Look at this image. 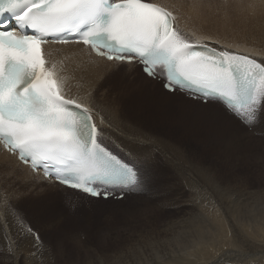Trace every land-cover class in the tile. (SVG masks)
<instances>
[{"label":"snow or ice","instance_id":"6c2138e0","mask_svg":"<svg viewBox=\"0 0 264 264\" xmlns=\"http://www.w3.org/2000/svg\"><path fill=\"white\" fill-rule=\"evenodd\" d=\"M175 23L172 12L153 0H0V144L5 151L32 172L42 171L45 186L104 201L140 194L137 165H150L160 156L181 178L185 195L155 205L141 201L143 207L135 209L141 217L152 207H183L185 216L199 219L197 207H217V201L240 204L256 197L264 202V190L250 191L245 175L223 173L211 159L194 158L127 112L129 98L154 90L167 101L165 108L191 109L214 138L230 129L232 139L243 144L264 140V61L198 44ZM51 43L82 44L90 54L114 62L87 103L66 96L56 64L49 65L43 50ZM134 61L135 70L129 67ZM252 156L264 161V152ZM5 172H11L7 164ZM148 179L167 182L158 174ZM10 183L7 176L0 183V238L11 264H158L157 253L164 264H176L157 248L154 230L127 208L124 216H105L89 232L86 223H78L82 210L69 202L64 219L74 227L45 238L13 203L22 194H7ZM220 248L209 249L210 264L253 258L252 244L240 234Z\"/></svg>","mask_w":264,"mask_h":264},{"label":"rangeland","instance_id":"374dc122","mask_svg":"<svg viewBox=\"0 0 264 264\" xmlns=\"http://www.w3.org/2000/svg\"><path fill=\"white\" fill-rule=\"evenodd\" d=\"M209 1L212 2V5L209 4ZM209 1L203 2V5L209 14L207 16L209 17V23L213 25V28L215 26L214 29H216L217 32L215 38L217 40H221L223 38L226 39L225 35H227V38L229 40L232 38L236 44H239V42L240 44H244L245 42L250 44L253 42V45L258 44L257 48L262 49V44H264V27H262L264 15L262 13L264 12V9L260 5H263L264 2H256V4L255 1L247 0V2L244 0V2H242L243 0H240V3L238 1L239 4L236 1L232 2L233 4L229 3L228 5H221L220 3H217L213 0ZM214 2L217 6H214ZM243 3L246 5L245 7L242 5ZM252 3L253 5H251ZM254 4L256 6L258 5L260 8L257 7V10H254V8H256ZM205 5L209 6L206 7ZM235 5L237 8H235ZM241 5L242 7H240ZM219 6H222V9H220ZM228 6L233 8L231 9V7L229 8ZM214 7L216 8L215 12L213 11L215 9ZM261 8L263 12H260L262 11ZM237 12H239L240 15H236L238 14ZM256 12L259 14L257 15ZM260 30L263 32H259ZM258 33H261V35L263 33L261 38L263 42L260 44L259 42L261 41L259 40L261 35ZM217 35L222 36L220 38L219 36L217 37ZM257 36L260 37L257 39ZM255 40L258 42L255 43ZM209 44L217 46V44L214 43ZM148 92H151L152 94H146L144 96L145 100H143L144 98H140L142 100H140L142 103L141 112L145 113L144 122L147 125L144 126L145 129L149 131L160 132L170 141H174L183 145L187 149L188 153L194 158L201 160L211 159L216 167L219 168L223 173L245 175L247 177V184L250 191L253 189L256 190V192L264 190V172L261 171V169L264 168V161H254V157L252 156L253 153L264 152V140L254 138L251 140V142L243 144L240 139H232L230 129H226L222 137L214 138L208 131L207 126L199 122L198 118L191 109L186 108L179 111L175 109H167L164 107L167 102L165 99H163L161 103H154L156 102L155 99L158 95L155 93V91ZM153 95L155 99L150 97ZM162 103H164V105ZM129 104L130 102L128 99L127 105L129 106ZM161 105L163 108H161ZM233 140H239V145H234L232 142ZM112 146L115 147L114 145ZM161 158L162 157L160 156H156L150 165H139L145 169L148 176L152 174H158L160 176L166 177L167 182H147L146 184L149 187L147 193H145V196H141L137 200L123 201V205H119L118 203L120 202L116 203L112 201H101L97 203V201L94 200L87 204L78 200H73L72 204L75 206V208L81 209L83 213L84 219L78 223H86L87 230L89 232H94L96 226L105 216L111 215L114 218L119 219L121 216L125 215V208H127L129 210V214L139 220L142 224L151 227L153 230H162L165 223L174 218L172 216H181L182 214L180 212L185 210L183 207L176 209L152 207L145 211L143 217L139 216L135 211V209L143 207V205L140 203L141 201H147L149 204L155 205L159 204L161 201H179L182 200L185 195L181 178L174 173L171 165L166 163L167 161L165 159ZM27 187L28 190L26 189L23 191L25 188L19 190L18 194L22 195H20V200L16 203L21 209H23L29 222L39 228L45 238H47L54 230H59L62 227H74L71 219H64V205L67 204V201H69L70 197H67L66 195H38L37 189L28 185ZM110 243L111 237H107L105 239L106 246L110 245ZM4 252L5 251H3L2 242L0 239V260L4 258Z\"/></svg>","mask_w":264,"mask_h":264},{"label":"bare ground","instance_id":"6f19581e","mask_svg":"<svg viewBox=\"0 0 264 264\" xmlns=\"http://www.w3.org/2000/svg\"><path fill=\"white\" fill-rule=\"evenodd\" d=\"M153 1L164 4L165 7L170 8L176 14V27L179 28L184 34H186L190 38V40L195 42L204 41V42H208V44L214 43L217 44V46L215 45V47H223L228 51L242 53V54L243 53L249 54L264 61V44H262L263 45L262 49H260L257 48L258 44L253 45L254 44L253 42H252L253 44L252 43L249 44L246 42L245 43L243 42L244 44H240L239 42L240 45L236 44L232 40V38H231L232 41L229 40L227 38V35H225L226 39L223 38L224 35L222 37L223 39L221 40L220 39L217 40L215 38L217 33L216 29H214L215 26L213 28V25L209 23V17H207L209 14L203 5L204 4L203 2L209 0H192V1L153 0ZM238 1L240 3L242 0L241 1L238 0ZM242 2H244V0ZM256 2L263 3L264 1H255V3ZM211 3L212 2H210L209 4ZM253 3L251 5H253ZM236 5L235 8H237ZM242 5H244V3ZM242 5L240 7H242ZM214 6H215V2H214ZM245 6L246 5H244V7ZM260 6H262L264 9V3L263 5ZM219 7L220 9H222L221 8L222 6ZM257 7L260 8L257 5L256 8H254V10H257ZM232 8L233 7H231V9ZM215 10L216 8L213 11L215 12ZM258 12H256L257 15L259 14ZM260 12H263V10ZM237 13L238 14L236 15H240L239 12ZM262 14L264 15V12ZM262 27H264V22ZM261 31L262 30H260L259 32ZM258 34L261 35V33ZM262 35L261 37L259 36L260 37L259 41H261L259 42V44L263 42L261 39ZM218 36L221 38L222 35H217V37ZM259 37L257 36V39ZM256 40L254 41L255 43L258 42V41L256 42ZM73 54H75V52L73 51V49L70 48L64 50L63 53L59 55L57 58H59L62 62H64L67 65L68 72L66 74L67 77L66 89L68 95L71 98L81 100L84 103H87L89 100V95H88L89 92L91 91L92 94L95 95V91L98 90L101 87V85H103L107 81L110 72V63H107L103 60L90 61L85 58H79V57H73L72 59L71 56ZM133 70H135V68H133ZM139 88L140 86L138 85L137 89L139 90ZM153 91L154 90H152V92ZM146 94H152V93L147 92ZM105 95H107V93H105ZM144 96L137 98H129L130 104L129 106L127 105L128 114L133 118L138 119L143 127L146 125V123L144 122L145 113L141 112L142 103L140 102V100L142 98H144L143 100H145ZM150 97H153V99H155L154 95ZM162 100H163L162 98L157 96L155 99L156 102L154 103H159V102L161 103ZM162 104L164 105V103ZM161 108H163L162 105ZM238 141L233 140L232 142L234 143V145L235 144L239 145ZM145 147H150V145H145ZM6 164L11 167L10 173L5 172ZM4 176H7L8 180L11 182L7 189V194L9 196H14L18 194L19 190L20 189L22 190V188L23 189L25 188L23 191H25L26 189L28 190L27 187L28 185L32 188L37 189L38 195L39 194L52 195V196L68 195L67 197H70L71 192L67 190L60 191V189L57 186L55 187L51 185L45 186L47 182L39 180L33 174H31L25 167L18 164L14 158L0 151V183H2ZM74 200H78L87 204L93 201V200L86 201L80 195H77ZM251 200H252L251 202L243 201L242 203L237 204L235 200L228 199L224 202L217 201V207H213L212 205H207L206 207L198 206L197 211L200 213L199 219H193L189 216H185L184 215L185 210H184L180 212L182 214V215L180 214L181 216L179 217H175V215L172 216L174 218L166 222L162 230H154L155 239L158 241L156 246L157 248L160 249L161 252L169 256L171 261L176 262V264H210L212 259V252H210L209 249H214L215 251H222L220 245L222 244L231 245L233 241L236 239L237 234H240L243 237L247 238L252 244V248L250 249V252L253 254V258L248 259L242 256H234L231 259L235 260L236 264H264V251H262V249H264V202H262L256 197L251 198ZM16 202L17 201L15 200L13 201V203ZM99 202H101V200H99ZM118 204L123 205V202H120ZM0 239L2 242L3 251H5L7 243L4 239L2 238ZM208 241H212V243L210 244L208 243ZM4 253H5L4 258L2 259L4 261V264H11V262L7 259L6 252ZM157 259H158V264H164L163 256H160L159 253H157Z\"/></svg>","mask_w":264,"mask_h":264}]
</instances>
